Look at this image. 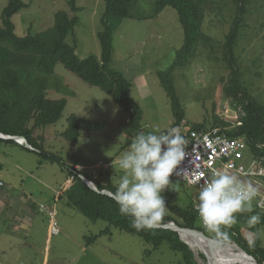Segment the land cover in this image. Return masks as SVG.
<instances>
[{
  "label": "rangeland",
  "instance_id": "1",
  "mask_svg": "<svg viewBox=\"0 0 264 264\" xmlns=\"http://www.w3.org/2000/svg\"><path fill=\"white\" fill-rule=\"evenodd\" d=\"M22 1L26 6L12 16L17 36L46 32L54 25L55 13L64 10L76 19L73 34L66 37V42L75 44L79 57H100L97 33L102 28L104 0ZM155 1L135 0L132 13L147 18L120 19L112 33L111 66L132 82L129 96L143 110L144 133L166 130L175 123L170 100L156 73L171 65L175 51L184 42L175 9L164 7L155 14ZM207 1L202 29L213 39V48H200L190 65L173 72V83L184 111L178 128L205 123L213 129L210 123L214 115L229 122L230 129L240 124L238 108L223 94V81L230 73L224 60V41L234 27L233 21L238 24L234 55L241 80L248 92L264 103V0H248L245 14L237 12L232 0ZM6 5L7 0H0V25ZM72 6L78 10L73 11ZM54 72L62 83L57 90L58 83L51 86L53 89L47 91V97L65 98L67 103L60 119L36 130L35 136L42 138L45 150L57 154L62 162L75 165L86 174H98L102 183L116 187L123 175L117 161L130 149V144L125 146L126 113L98 87L83 83L61 64L55 66ZM72 114L84 121L75 142L61 136ZM136 134L130 137L131 143ZM70 180L60 164L44 161L18 145L0 142V264H182L180 254L166 243L152 249L139 237L113 227L95 242H88L87 238L99 234L107 223L86 218L67 206L64 198L54 205L58 224V233H54L40 206L43 204L51 211L53 199L64 191ZM170 180L169 188L162 193L165 201L172 199L183 206L195 205L200 190L174 176ZM168 209L167 206V212ZM258 230L264 233V226ZM206 233L209 237L215 235L207 230ZM242 233L248 238L245 230ZM260 243L264 247V237ZM233 246V257L243 264H254L249 257H239L240 250ZM193 251L200 259L202 252ZM206 256L209 262L224 264L223 254ZM201 261L207 264V259Z\"/></svg>",
  "mask_w": 264,
  "mask_h": 264
},
{
  "label": "trees",
  "instance_id": "2",
  "mask_svg": "<svg viewBox=\"0 0 264 264\" xmlns=\"http://www.w3.org/2000/svg\"><path fill=\"white\" fill-rule=\"evenodd\" d=\"M247 1L232 0L236 5L237 12L243 14H245L244 6ZM207 2V0L155 1L154 13L160 12L164 7H172L175 9L183 29L184 42L182 47L175 51L173 62L166 70H159L156 73L159 84L170 100L175 116V123L172 127H178L184 119V111L173 83L174 70L190 65L200 48H213V39L202 29ZM104 3L105 10L101 17L102 28L97 33L100 57L91 55L82 58L76 54L75 44L70 45L66 42V37L73 34L76 24L75 17L60 10L55 13L54 25L51 29L44 33L35 35L28 33L19 37L15 34L12 16L26 4L22 0H7V5L1 14L0 25V133L21 136L26 139L29 147L12 139L0 138V142L18 145L37 154L44 161L58 163L65 168L71 180L64 191L53 199L52 207L55 210V202L64 198L67 206L77 210L86 218L105 221L106 228L99 234L87 238L88 242H95L98 237L108 234L113 227L139 237L152 249L166 243L171 250L180 254L182 264H199L195 259L194 252L179 238L176 231L154 227L138 231L131 227V218L120 214L119 205L114 198L93 190L85 184L82 177L92 182L99 191L108 190L114 194L116 187L113 184H104L100 181L98 174L92 176L78 170L75 165L62 162L61 157L57 154L45 150L42 138L35 136L36 130H42L60 119L67 103L65 98L50 99L47 97V91L53 89L51 86L58 83L55 89L57 90V87L62 83V80L54 72L57 64H61L65 70L83 83L98 87L111 98L115 106L126 113L127 120L123 125L127 137L125 146L131 143L130 137L133 133L143 132L141 125L143 110L129 96L132 82L111 66L112 33L120 19H144L147 16L132 13L135 0H104ZM71 9L78 10L75 6H72ZM233 25L234 27L229 31L224 41V60L230 73L223 81V94L234 107L238 108L242 124L230 129L229 122L220 120L214 115L215 119L211 121L210 128H219L231 138H243L247 146L244 155H248V158L254 156L264 167V103L253 97L245 87L244 81L241 80L237 59L234 55L239 37L238 24L236 25V21L235 23L233 21ZM83 122L81 118L72 114L68 117V125L61 136L67 141H77L83 128ZM192 128L209 130L205 123L194 124ZM248 158H244L242 163L248 164ZM166 205L169 208L168 212L158 224L174 222L180 227L198 230L207 236L206 228L202 226L193 205L183 206L173 202L172 199L167 201ZM254 205L253 202L252 206ZM43 213L48 216L46 212ZM254 213L261 214V223L256 225V229H249L246 220L249 215ZM236 217L235 225L230 228L222 226V230L228 234L226 239H217L215 235L208 237L226 243L233 241L252 256L258 264H264V247L261 246L260 239L257 240L256 247L252 249L249 248L247 238L242 233V230H245L250 234L264 226V212L254 206L253 213H237ZM199 240L201 243L209 245L205 240L200 238ZM212 245L223 244L213 242ZM200 259L206 261L202 254H200ZM223 259L224 264H243L235 257L226 256Z\"/></svg>",
  "mask_w": 264,
  "mask_h": 264
},
{
  "label": "clouds",
  "instance_id": "3",
  "mask_svg": "<svg viewBox=\"0 0 264 264\" xmlns=\"http://www.w3.org/2000/svg\"><path fill=\"white\" fill-rule=\"evenodd\" d=\"M186 144L178 127L140 132L130 143V149L119 157L117 163L123 175L113 196L120 214L131 218V227L138 231L152 228L167 214L162 193L169 188L170 177L179 174L177 169L185 156ZM258 192L254 185L242 182L236 175L213 169L202 182L193 206L206 230L217 239H226L228 234L222 226L234 225L237 213H253L252 201ZM246 223L249 229H256L261 214L249 215ZM262 237L264 233L258 229L251 232L247 238L249 248L254 249Z\"/></svg>",
  "mask_w": 264,
  "mask_h": 264
},
{
  "label": "built area",
  "instance_id": "4",
  "mask_svg": "<svg viewBox=\"0 0 264 264\" xmlns=\"http://www.w3.org/2000/svg\"><path fill=\"white\" fill-rule=\"evenodd\" d=\"M179 129L186 138L187 144L185 156L177 169L179 174L173 175L177 180L200 190L202 182L213 169L236 175L242 182H245V179L254 180L259 192L252 203L254 202L257 209L264 210V188L259 187L264 181V167L254 156H250L252 158L248 164L242 163L247 148L244 139L231 138L219 128L206 131L195 130L192 127ZM40 210L48 214L52 230L57 233L58 224L55 220L54 208L52 207L50 211L41 204Z\"/></svg>",
  "mask_w": 264,
  "mask_h": 264
},
{
  "label": "water",
  "instance_id": "5",
  "mask_svg": "<svg viewBox=\"0 0 264 264\" xmlns=\"http://www.w3.org/2000/svg\"><path fill=\"white\" fill-rule=\"evenodd\" d=\"M0 138H4V139H12V140H15L16 142L18 143H24L27 147H29V144L27 143L26 139L21 137V136H9V135H4V134H0ZM83 181L85 182V184H87V186H89L90 188H92L93 190L95 191H98L100 194H106V195H109L111 197L114 198L113 196V193L108 191V190H102V191H99L96 186L90 182L87 178L85 177H82ZM154 228H165V229H171L173 231H176L179 235V238L185 242L189 248L193 251L191 245H189L186 241H184L183 237H182V234H186V235H189L191 237H194V238H197V239H203L206 241V243H208L209 245H212L213 242H218V243H222L221 241H218V240H213L211 238H209L208 236H206L203 232L201 231H198V230H194V229H189V228H184V227H180L178 226L177 224H175L174 222H169L167 224H164V225H160V224H155L153 226ZM234 243L238 249L244 253L245 255L249 256L250 258H252L255 262L256 260L250 256L249 254H247L243 249H241L235 242H232ZM222 244H225V243H222ZM194 252V251H193ZM205 258L207 259L206 263H208V258L207 256L205 255ZM195 259L197 260V262L199 264H203V262L201 261V259L197 258V256L195 255ZM256 264H258L256 262Z\"/></svg>",
  "mask_w": 264,
  "mask_h": 264
},
{
  "label": "bare ground",
  "instance_id": "6",
  "mask_svg": "<svg viewBox=\"0 0 264 264\" xmlns=\"http://www.w3.org/2000/svg\"><path fill=\"white\" fill-rule=\"evenodd\" d=\"M241 124H242V121H241ZM182 237H183L184 241H186L189 245H191L192 249H194L195 251H200V252H202V254L203 253L205 255H209V254L214 255L215 254L216 257H218L220 254H223L224 256L229 254V257H233V254L231 253L232 252L231 248L235 247V246H233L235 244L226 243L223 245H205V244L201 243V241L195 240L194 237H191L189 235L182 234ZM224 256H223V258H224ZM238 256L241 258L242 257H245V258L249 257V256L245 255L244 253H242L241 251H240V253H238ZM249 259H251L254 262V264H256V262L252 258L249 257ZM246 261H248V260H246ZM207 264H217V263H215L214 261H210V262L208 261Z\"/></svg>",
  "mask_w": 264,
  "mask_h": 264
},
{
  "label": "crops",
  "instance_id": "7",
  "mask_svg": "<svg viewBox=\"0 0 264 264\" xmlns=\"http://www.w3.org/2000/svg\"><path fill=\"white\" fill-rule=\"evenodd\" d=\"M245 182H247V183H251V184L254 185V186H255V183H256L254 180H250V179H249V180H246V179H245ZM259 187L264 188V181L260 183ZM194 209H195V208H194ZM201 224H202V222H201ZM202 226H203V224H202ZM203 227H204V226H203Z\"/></svg>",
  "mask_w": 264,
  "mask_h": 264
}]
</instances>
